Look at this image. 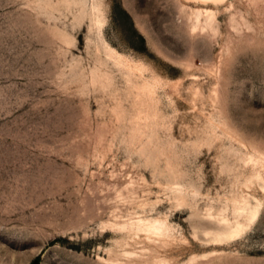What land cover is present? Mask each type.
I'll return each instance as SVG.
<instances>
[{
	"label": "rangeland",
	"instance_id": "obj_1",
	"mask_svg": "<svg viewBox=\"0 0 264 264\" xmlns=\"http://www.w3.org/2000/svg\"><path fill=\"white\" fill-rule=\"evenodd\" d=\"M212 10L0 0V264H264V0Z\"/></svg>",
	"mask_w": 264,
	"mask_h": 264
},
{
	"label": "bare ground",
	"instance_id": "obj_2",
	"mask_svg": "<svg viewBox=\"0 0 264 264\" xmlns=\"http://www.w3.org/2000/svg\"><path fill=\"white\" fill-rule=\"evenodd\" d=\"M186 2H189V3H193L197 6H201L202 9H203V14L205 15V17L207 16L208 18H211L212 15H213V10L212 8H218L220 6H223L225 5L228 0H185ZM197 16V15H196ZM214 16V15H213ZM204 17V16H203ZM198 18V17H196ZM200 19H202L200 17ZM207 19V18H206ZM214 19V18H213ZM205 20V18H204ZM203 20V21H204ZM206 21V20H205ZM210 22V21H209ZM212 23V22H211ZM214 24V23H213ZM210 25V23H209ZM207 25V26H209ZM212 25V24H211ZM198 25H196L197 27ZM206 27V26H205ZM210 27V26H209ZM207 28V27H206ZM214 27L211 26L210 29H213ZM241 214V213H240ZM256 218V217H255ZM251 219V218H250ZM253 221V220H251ZM241 226V225H239ZM142 227V226H141ZM145 230L147 232V234L149 235H153V234H157V235H160L161 236H166L168 234V228L161 222H157V221H154L153 223H149L148 225L145 226ZM234 232V231H233ZM232 233V232H231ZM145 234V233H144ZM241 234V230L240 228H237L235 233L233 234V237H238L239 235ZM151 235V236H152ZM155 235H153L155 237ZM231 235V234H229ZM152 236V237H153ZM159 238V237H158ZM229 238V237H227ZM229 239H232L231 237ZM130 255V254H129ZM129 257V256H128Z\"/></svg>",
	"mask_w": 264,
	"mask_h": 264
},
{
	"label": "water",
	"instance_id": "obj_3",
	"mask_svg": "<svg viewBox=\"0 0 264 264\" xmlns=\"http://www.w3.org/2000/svg\"><path fill=\"white\" fill-rule=\"evenodd\" d=\"M34 264H38V262L36 261Z\"/></svg>",
	"mask_w": 264,
	"mask_h": 264
}]
</instances>
